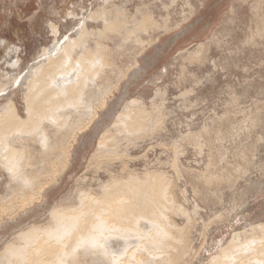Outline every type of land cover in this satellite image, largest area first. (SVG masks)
Segmentation results:
<instances>
[{"label": "rangeland", "instance_id": "rangeland-1", "mask_svg": "<svg viewBox=\"0 0 264 264\" xmlns=\"http://www.w3.org/2000/svg\"><path fill=\"white\" fill-rule=\"evenodd\" d=\"M105 19L110 25L104 28ZM50 24L76 37L75 47L92 46L101 57L98 78L87 87L88 95L95 89L93 101L134 61L139 66L103 108L90 109L98 117L87 128L84 116L78 121L69 162L57 155L40 175L43 182L52 176L43 198L21 200L0 186V249L25 225L43 224L48 209L75 189L96 188L108 179L107 169L120 173L122 164L159 173L153 180L168 226L162 251L132 236L119 264H162L163 251L167 263L210 264L233 234L250 239L264 222V0H0V70L14 47L19 50L10 58L18 57L24 74L53 43ZM15 98L21 111L20 95ZM131 98L159 106V129L120 147L112 161L92 159L100 134Z\"/></svg>", "mask_w": 264, "mask_h": 264}, {"label": "bare ground", "instance_id": "bare-ground-1", "mask_svg": "<svg viewBox=\"0 0 264 264\" xmlns=\"http://www.w3.org/2000/svg\"><path fill=\"white\" fill-rule=\"evenodd\" d=\"M88 16L96 17L94 13ZM84 25V19L79 21L75 31ZM109 25L105 19L103 27ZM50 29L53 43L37 54L24 74L19 71L18 57L10 58L19 50L14 47H9L3 57L7 69L0 70V172L4 176L0 186L4 184L9 194L20 196L21 200H31L35 195L43 198L52 176L43 182L40 175L57 155H62L64 163L69 162L71 143L81 128L78 121L84 116L83 126L87 128L98 117L96 110L90 109L103 108L118 89L119 81L139 66L134 61L115 84L93 101L90 96L95 89L92 87L88 95L87 87L98 78L101 57L93 55L92 46L75 47L76 37L62 35L55 25L50 24ZM118 40L111 38L114 45ZM155 93L157 96L160 92ZM17 95L22 101L21 111L15 100ZM162 116L155 103L147 106L137 98L124 102L100 134L98 153L92 159L99 155L107 162L116 159L120 147L134 146L157 131ZM101 165L96 167L102 170ZM106 171L108 179L97 180L96 188L79 187L62 203L50 207L43 224L19 229L0 249V264H119L118 258L131 248L132 236L139 241L148 239L152 242L149 247L161 249L158 245H162L168 224L164 220L163 193L153 180L159 173L148 169L137 173L125 164L120 173ZM1 198L4 196L0 193ZM253 233L250 239L233 234L209 260L210 264H264V222L254 227ZM163 253L162 264H166L168 251Z\"/></svg>", "mask_w": 264, "mask_h": 264}, {"label": "water", "instance_id": "water-1", "mask_svg": "<svg viewBox=\"0 0 264 264\" xmlns=\"http://www.w3.org/2000/svg\"><path fill=\"white\" fill-rule=\"evenodd\" d=\"M174 37H175V36H174ZM174 37H173V38H174Z\"/></svg>", "mask_w": 264, "mask_h": 264}]
</instances>
